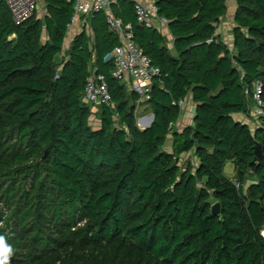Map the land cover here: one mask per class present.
Returning <instances> with one entry per match:
<instances>
[{
    "label": "trees",
    "instance_id": "16d2710c",
    "mask_svg": "<svg viewBox=\"0 0 264 264\" xmlns=\"http://www.w3.org/2000/svg\"><path fill=\"white\" fill-rule=\"evenodd\" d=\"M43 1L46 14L21 24L0 2V262L264 264V0H234L231 46L216 33L227 0H151L174 55L133 0L112 3L159 69L142 102L104 60L120 45L105 12L82 17L64 48L73 2ZM93 70L111 96L96 128L82 102ZM189 97L191 124L175 129ZM137 104L154 115L146 129ZM255 105L253 127L238 120Z\"/></svg>",
    "mask_w": 264,
    "mask_h": 264
},
{
    "label": "built area",
    "instance_id": "2783aa9c",
    "mask_svg": "<svg viewBox=\"0 0 264 264\" xmlns=\"http://www.w3.org/2000/svg\"><path fill=\"white\" fill-rule=\"evenodd\" d=\"M73 2V15L67 29L70 30L74 24L78 23L82 17H89L97 12H105L108 28L116 33L120 45L110 54L105 56V61H113L114 66L111 76L123 83L126 88L135 92L140 97V101L149 99L152 89V83L159 75V69L151 64L149 58L136 46L132 40L131 26L123 24L121 20L115 18L109 8L112 3L120 0H68ZM143 0L134 1V11L136 21L145 28H153L162 31L168 22L165 18L158 15L155 5H144ZM3 2L11 14L12 21L15 24H21L31 18L37 10V0H0ZM64 52V51H63ZM107 56L110 59H107ZM258 99V95H255ZM82 102L86 105H110L111 96L105 77L101 73L93 70L87 78ZM178 105L184 114L186 101L180 100ZM262 114L261 110L258 115ZM193 114L188 112L185 116ZM147 118H141L139 123L145 126ZM144 126H138L142 128Z\"/></svg>",
    "mask_w": 264,
    "mask_h": 264
},
{
    "label": "crops",
    "instance_id": "0c3cea01",
    "mask_svg": "<svg viewBox=\"0 0 264 264\" xmlns=\"http://www.w3.org/2000/svg\"><path fill=\"white\" fill-rule=\"evenodd\" d=\"M133 1H135V0H133ZM142 3H143L144 5H155L154 2L151 1V0H143ZM37 5H38V8H39V10H38V16H39V17H43V16L46 14V6H45L44 1H43V0H37ZM228 8H229V7H228ZM36 12H37V11H36ZM234 13H235V12H234ZM234 13H233V15H234ZM40 14H41V15H40ZM233 15H232V16L226 15L224 18H222V19L220 20V22L218 23L217 30H216L217 35L223 40V42H225V43H226L227 45H229V46H231V44H232V39H233V37H232V33H231V30H232L231 27L233 26V24L231 25V27H228V25H224V24L226 23L224 20H225L226 18H229V17L233 18ZM232 20H233V19H232ZM84 24H85V21L82 20V19H80V21H79L78 23L74 24V26H72V28H71L70 30L67 29L68 31H67L66 38H65V40H64V48H65V47H66V48L68 47V45H69L70 41L72 40V38H73L75 35H77V34L81 31V28H82L83 26H85ZM229 28H230V30H228ZM87 30L89 31V28H88V27H87ZM156 30H157V29H156ZM157 31L160 32L161 35L164 37L166 47L170 50L171 54L174 55L175 53H174V50H173V38H172V36H171L170 33H169L168 24H167L166 27L163 28L162 31H159V30H157ZM66 41H68V43H67L66 46H65ZM181 110H182V109H181ZM193 110H194V105H193V102H192L191 97H189V98L187 99V101H186V106H185V109H184V114H183V115L181 114V116H180L178 122H176V124L174 125L175 129H179V128H178L179 121H180L181 119H184L185 114H187L188 112L193 113ZM181 113H183V112H181ZM151 115H152V114H150L149 116H146L145 118H147V120H148V118H150ZM245 119H246V118H245L244 116H238V120H239V121H243V122L247 123V122L245 121ZM145 123H146V122H145ZM151 123H152V122H151ZM248 124H249V123H248ZM249 125H250V124H249ZM182 128H183V127H182ZM180 129H181V128H180ZM169 140H170V145H168V147L165 146L164 149H165L166 151H168V152H171L172 145H173V139H172L171 137H168V139H167L166 142H168ZM165 145H166V144H165Z\"/></svg>",
    "mask_w": 264,
    "mask_h": 264
},
{
    "label": "rangeland",
    "instance_id": "374dc122",
    "mask_svg": "<svg viewBox=\"0 0 264 264\" xmlns=\"http://www.w3.org/2000/svg\"><path fill=\"white\" fill-rule=\"evenodd\" d=\"M227 5H228L229 8H228V11H227L226 15L232 16L233 13L235 12V9H236L235 1L234 0H227ZM38 10H39V8L37 7V10H36L37 13H38ZM232 19L233 18H231V17L226 18L224 20L226 22L224 25H228V27H231V25L233 24V20ZM233 26L231 28H233ZM228 30H230V28ZM88 33L90 34V30L88 31ZM67 43H68V41H66L65 46H66ZM90 109H91L92 113H91V117L89 118V124H90L91 127L96 128V127H98L100 125V120H99V116H98V106L92 105V106H90ZM259 111H260V109L258 108V106L255 105V106H253L250 109V117H247V118L245 117L246 118L245 121L247 123H249L251 127H253L255 125L254 118L258 115ZM149 115H150V113H148V111L146 110L145 106H141V105L137 104L136 105V112H135L137 127L139 125L140 126H144L141 123H139V120L141 118H144V117L149 116ZM191 121L192 120H191L190 115L185 116L184 119H181L179 121L178 128L179 129L180 128L183 129L185 126L190 125ZM115 123H116V125L119 124L118 118H115ZM168 145H170V140L168 142H166L165 146L168 147ZM165 146H164V148H165ZM179 162H180L181 167L185 168L188 165H192L193 166L194 163H195V159L192 156V154H190V155H188V154L187 155H181ZM224 173H225L226 176L234 178V174H235L234 165H232V163H227L225 165V168H224Z\"/></svg>",
    "mask_w": 264,
    "mask_h": 264
},
{
    "label": "water",
    "instance_id": "95a60500",
    "mask_svg": "<svg viewBox=\"0 0 264 264\" xmlns=\"http://www.w3.org/2000/svg\"><path fill=\"white\" fill-rule=\"evenodd\" d=\"M107 59H110L109 56H107ZM154 119V115L152 114L150 116V118H148V120L146 121L145 123V126L143 127V129H146L147 127L150 126L151 122L153 121ZM254 154H255V157L258 159V160H263V156L261 154V151H260V145H257L255 147V150H254ZM211 213L212 215L216 216V215H219V204L216 203L214 204L212 207H211Z\"/></svg>",
    "mask_w": 264,
    "mask_h": 264
},
{
    "label": "clouds",
    "instance_id": "9594fccd",
    "mask_svg": "<svg viewBox=\"0 0 264 264\" xmlns=\"http://www.w3.org/2000/svg\"><path fill=\"white\" fill-rule=\"evenodd\" d=\"M7 260V256H5V261ZM0 264H3V262H0Z\"/></svg>",
    "mask_w": 264,
    "mask_h": 264
},
{
    "label": "bare ground",
    "instance_id": "6f19581e",
    "mask_svg": "<svg viewBox=\"0 0 264 264\" xmlns=\"http://www.w3.org/2000/svg\"><path fill=\"white\" fill-rule=\"evenodd\" d=\"M262 234H263V237H264V231L262 232Z\"/></svg>",
    "mask_w": 264,
    "mask_h": 264
}]
</instances>
